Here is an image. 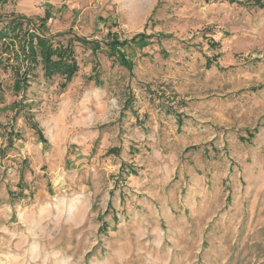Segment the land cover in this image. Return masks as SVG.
<instances>
[{
    "label": "rangeland",
    "instance_id": "rangeland-1",
    "mask_svg": "<svg viewBox=\"0 0 264 264\" xmlns=\"http://www.w3.org/2000/svg\"><path fill=\"white\" fill-rule=\"evenodd\" d=\"M23 1L78 70L0 51V264H264V0Z\"/></svg>",
    "mask_w": 264,
    "mask_h": 264
},
{
    "label": "trees",
    "instance_id": "trees-1",
    "mask_svg": "<svg viewBox=\"0 0 264 264\" xmlns=\"http://www.w3.org/2000/svg\"><path fill=\"white\" fill-rule=\"evenodd\" d=\"M48 18H25L20 17L18 19H12L6 26L0 29V51L3 53L14 52L13 58L17 59L15 54V43L17 42L24 59L31 66L27 74L33 72L35 68L41 66L43 76L46 80H51L54 76H63L66 82H70L76 74L78 67L74 59L71 42L68 41L64 46L60 42H56L55 45L49 37H47L48 29L46 26ZM143 35H137L135 39L142 41ZM78 42L84 40H77ZM111 47L115 49L119 48V42L116 39H112L110 43ZM1 54V53H0ZM122 58L123 56H118ZM124 60V59H122ZM123 65H129L128 62L123 61ZM31 71V72H29ZM14 89L19 91L26 85V81L22 80L15 75ZM18 77V78H17ZM38 138L41 143H45L43 136L38 132Z\"/></svg>",
    "mask_w": 264,
    "mask_h": 264
},
{
    "label": "crops",
    "instance_id": "crops-1",
    "mask_svg": "<svg viewBox=\"0 0 264 264\" xmlns=\"http://www.w3.org/2000/svg\"><path fill=\"white\" fill-rule=\"evenodd\" d=\"M37 0H24L23 2H21L20 6H22V8L20 9L22 13H29L32 15H39L37 12H32V9L34 8V4ZM26 15V14H25Z\"/></svg>",
    "mask_w": 264,
    "mask_h": 264
},
{
    "label": "built area",
    "instance_id": "built-area-1",
    "mask_svg": "<svg viewBox=\"0 0 264 264\" xmlns=\"http://www.w3.org/2000/svg\"><path fill=\"white\" fill-rule=\"evenodd\" d=\"M42 5H40V7H41Z\"/></svg>",
    "mask_w": 264,
    "mask_h": 264
}]
</instances>
